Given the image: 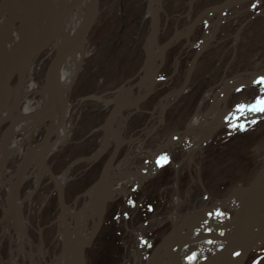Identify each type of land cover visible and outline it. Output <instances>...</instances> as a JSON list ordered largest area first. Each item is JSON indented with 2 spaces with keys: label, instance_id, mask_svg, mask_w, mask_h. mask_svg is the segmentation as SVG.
I'll use <instances>...</instances> for the list:
<instances>
[{
  "label": "rangeland",
  "instance_id": "374dc122",
  "mask_svg": "<svg viewBox=\"0 0 264 264\" xmlns=\"http://www.w3.org/2000/svg\"><path fill=\"white\" fill-rule=\"evenodd\" d=\"M189 1L160 0L155 12V18L162 28L159 33L160 42L163 43L176 26L187 30L202 10L224 0H197L188 15ZM252 4V1L236 4L223 14L212 9V15H205L188 38H182L168 48L159 69L155 91L140 104L139 109L122 113L126 116L124 135L132 136L134 140L122 147L115 165L130 152H135L133 162L141 166L147 159L141 152L155 144L164 143L172 133L186 128L201 98L209 89L217 90L224 78L240 72L264 69V0L255 7ZM148 7L149 0H100L99 15L86 41L87 54L83 57L67 95L71 103L65 124L67 139L47 159L55 173H61L77 160L66 183V203L69 206L78 198L81 200L77 208L82 206V194L98 180L101 168L113 148L111 142L110 148L98 159H85L95 153L104 141V125L112 104H107L101 98L111 97L128 80L129 83L137 82L142 73L140 69L147 56L146 45L154 20L148 15ZM209 21L219 23L215 22L209 27V30L215 29V36L199 56L192 78L186 85L187 90L174 96L187 76L190 61L197 52L200 39L206 34ZM56 46L43 50L33 62L32 75L39 87L46 86L47 67ZM26 81H29V72ZM263 85V82H257L235 90L228 97L226 105L232 108L237 104L254 101ZM166 94L169 95L164 114L163 109L160 111L161 121L146 136L145 124L152 125L157 119L152 111ZM41 95V92L30 94L31 106L36 104ZM87 95L90 97L85 98ZM23 106L24 103L19 107ZM254 119L256 123H252ZM7 124H1L0 137ZM241 124L245 128H240ZM44 132L43 126L29 125L18 131L10 142L18 144L20 149L9 156V160L4 163L5 169L0 172V179L4 181L0 188V215L7 207L5 182L9 174H14L22 153L30 143L39 141ZM141 140L143 143L140 145ZM263 165L264 115L255 116L246 122L235 120L222 125L211 134L203 145V151L193 160H190L186 151L177 152L173 160L169 158L167 163L157 171L154 170L138 187L134 188L135 184L131 182L127 193L107 204L103 225L87 250L89 259L86 264H126L136 247L141 249V256L147 260L149 254L144 255L145 251L151 253L160 238L170 230L172 221H165L163 213L172 207L176 184L179 185L181 196L187 191V197L184 196L186 201L181 206L184 213L211 203L212 200L204 198L205 191L213 199L225 197L238 185L247 183ZM43 175L42 182L32 192L31 201L24 203L31 222L28 232L33 250L30 251L29 246L24 248L18 264H49L57 256L63 255L57 192L51 177L45 173ZM193 177L199 180L193 181ZM34 179L35 173L30 176L27 188L31 189ZM129 199L136 202L134 206L127 203ZM148 205H152V208L149 209ZM124 212L129 215L124 216ZM117 213H120L119 217ZM143 229L147 236L154 238L150 245L142 246L138 242ZM2 256L8 257L7 246L3 248ZM255 261V264H264V241L251 249L241 264H253Z\"/></svg>",
  "mask_w": 264,
  "mask_h": 264
},
{
  "label": "bare ground",
  "instance_id": "6f19581e",
  "mask_svg": "<svg viewBox=\"0 0 264 264\" xmlns=\"http://www.w3.org/2000/svg\"><path fill=\"white\" fill-rule=\"evenodd\" d=\"M71 2V0H64L63 5H67ZM160 0H149V9L148 12L152 14L156 10V6L159 5ZM92 4V0H84L81 10L79 12L72 11L69 13L65 18L64 21L61 23L60 27L56 32V36L54 39V44L57 47H60L66 43H69L76 33L78 32L79 28L84 24L86 17L90 11ZM189 15V13H187ZM154 16V15H153ZM17 13L13 4L8 5L7 8L0 13V56L2 54L11 50L16 42V38L18 35V25L16 22ZM158 20V19H157ZM157 20L154 19L153 21V29L148 37V43L146 45V53L147 57L142 65V73L140 76V81L135 84L129 83L122 87L121 96H119V102H125L126 105L133 103L139 97H143L146 93V90L149 89V82L144 84L146 79L148 80V75H150L155 69L156 66L160 65L162 61V53L163 47L162 42L159 40V33L162 30L159 27ZM44 21L38 24V36L36 41H40L43 37V27ZM162 32V31H161ZM183 32V31H182ZM193 33V32H192ZM239 34V33H238ZM237 34V40L239 35ZM215 36V29L209 30L203 39V43L212 40ZM178 40V39H176ZM53 46V44H52ZM85 47L79 49L74 53L68 55L63 62L61 63V67L58 70V81L60 85L61 92L66 97L68 94L69 89L74 83L76 73L78 72L83 57L86 55ZM189 71V68H188ZM29 81H26L23 89L21 91V95L17 97L15 101H13L10 108L6 111L0 113V120L4 119H13L14 121H19L15 123L9 130L5 133V138L8 139L14 137L13 135L17 134L26 126H33L38 127V125L45 127V132L51 131L54 126L56 125L58 119V109H57V101L53 100L49 86L46 83L45 87H39L35 80L33 79V64L31 63L29 69ZM264 76V69L262 70H253L251 72L244 71L240 72L232 77L224 78L221 86L215 89H209L205 95L201 98L195 113L192 115L191 119L187 124V131L184 133H179L177 135V139H174L173 144H168L164 146L165 148L160 152L158 155L167 156L172 160L175 158L177 152L183 150L186 151L190 160H193L194 157L203 151L204 143L210 138L211 134L219 129L223 124L230 123L231 121L240 120V121H249L253 117L262 116L264 113L262 112H253L249 109H236L230 112V108L226 104L228 97L237 89L243 88L244 86H250L254 83L261 82L259 77ZM264 84V82H263ZM181 87L179 90L182 89L180 94L187 89ZM155 89V87H154ZM35 92H41L42 95L40 99L36 102L35 105L31 106L32 97L30 94H34ZM172 94V93H171ZM170 94V95H171ZM174 94V95H177ZM260 97H264V85L262 88L261 93L258 95ZM174 99L171 98V100ZM22 103H24L23 108L19 107ZM166 100L162 97L159 102L156 104L155 107V114L157 119L154 121L152 125L147 127V135L148 133L152 132V130L160 123V111L166 105ZM48 106L47 110H44L38 116H35L30 119H26L20 123V120L27 116L28 114H32L34 111L44 108ZM205 106V108L203 107ZM139 107V105H138ZM132 108L135 107H127V109L123 111H130ZM122 111V112H123ZM119 113V115L114 114L112 116V122L110 124L109 129L115 128L122 138L127 139V141L133 142V137H125L124 130H125V118L124 114ZM154 114V115H155ZM68 116V115H67ZM216 116H226V118L219 123H215L213 125L212 122ZM108 129V130H109ZM68 130L65 128V123L62 128L57 132L56 137L51 142V145L48 147V150L45 152V156L48 154L53 153L56 151L60 145L67 139ZM116 136H110L108 141L115 139ZM143 139V138H142ZM140 145L143 143V140L139 141ZM19 146L16 143H12L10 146V153L14 154L15 152L19 151ZM159 150L158 144L153 145L148 150H143L141 155L147 158L142 165H136L133 162V158H135V152H130L124 160L120 161L116 164V166L110 169L106 175L102 178V181L96 183L94 185L95 190H91L87 193L84 197V202L81 207L77 208V204L81 198H78L72 206L66 207V218L67 223L70 226L72 231V240L73 244L76 247V250L79 254L82 252L83 244L90 234L91 230H93L98 223L99 213L101 211H105L107 204L110 200L116 198L121 194H125L128 192V184L131 182L134 183L136 186L142 184V182L153 173L154 163L152 162V158L155 156V153ZM39 151L36 152V156ZM24 154V152H23ZM137 154L136 156H138ZM2 157V153L0 152V160ZM34 156L32 157V159ZM39 163V159H37ZM32 163V162H31ZM139 166V168H138ZM138 168V169H137ZM72 170V165L68 166L66 170L59 175V182L60 184H66L68 181V176ZM42 170L39 168L38 170V177L42 176ZM125 176V178H121ZM29 178V177H26ZM199 180L198 178L193 177V181ZM4 184V181L0 179V188L1 185ZM177 188L175 191V197L172 199V207L166 210V214L163 213V218L165 221L171 220L172 224L170 226V230L167 231L166 234L172 232L173 234L179 235H190L194 231L198 229H219L224 228L226 230H230L232 225H230L233 220L234 214L233 210L229 211L227 209L232 208L235 202L239 199V192L235 193L232 198L228 199H219L217 202L213 204L205 205V209H189L188 211L182 213L181 206L186 201L184 196L187 195V191H185L184 196H181L179 185L176 184ZM190 192V191H189ZM95 195L98 196V201L95 200ZM187 197V196H186ZM32 193L29 192L26 197L25 201H31ZM188 199V198H187ZM211 199V198H210ZM21 203V206L24 205ZM9 207V206H8ZM24 208V206H23ZM227 210V211H226ZM19 212L20 209H19ZM208 212H212L216 214L213 218L208 217ZM18 215L15 213L14 215V223L18 222ZM13 218V217H12ZM60 221V234L63 235L62 231L64 230V225L62 222L61 216L58 217ZM218 219L219 222L215 220ZM159 221H162L160 219ZM27 221L25 225H27ZM234 224V223H233ZM100 231V230H99ZM98 231V232H99ZM11 232V231H9ZM8 232V233H9ZM143 233L146 232L145 229L142 231ZM142 234V233H141ZM164 234L163 236H165ZM23 236V235H21ZM96 237V236H95ZM18 238V236H17ZM61 238V237H60ZM259 239L260 241H264V202L261 205L259 211L256 213L255 218L252 220L251 223V235H250V243H252V239ZM16 239V237H15ZM25 239L19 237V246L20 248H24L25 246L30 247V251L33 250L32 245L29 243L30 239L27 237L26 242ZM24 243H23V242ZM22 242V243H21ZM62 242V241H61ZM60 242V243H61ZM23 244V245H22ZM63 248V255L57 256L56 261L52 260L51 264H67L68 259L66 258V252L69 251V244L66 241V238H63L62 243ZM89 246L86 247L83 258L80 259L79 264H86L87 259H89V254L87 253ZM26 249V248H25ZM165 250V249H164ZM139 249L134 248L133 252L131 253L132 257H130L129 261L126 264H139L142 262V256L139 253ZM185 250H178L177 251V258L175 260L173 258H169L163 252L158 254V264H173L174 262L180 263L183 253ZM32 254V252L30 253ZM142 254V253H141ZM243 252L239 253L235 257L227 258L223 264H241L243 259ZM18 253L12 251L8 258H4L0 264H16L18 260ZM54 259V258H53ZM135 260V263H134ZM148 261L144 262L143 264H150Z\"/></svg>",
  "mask_w": 264,
  "mask_h": 264
},
{
  "label": "water",
  "instance_id": "95a60500",
  "mask_svg": "<svg viewBox=\"0 0 264 264\" xmlns=\"http://www.w3.org/2000/svg\"><path fill=\"white\" fill-rule=\"evenodd\" d=\"M83 1L84 0H71L69 4L63 5L64 0H0V13L4 11L8 5L13 4V7L15 8L17 13L16 22L18 25V35L13 48L0 56V113L10 105L12 100L20 96L19 94L25 82L26 75L31 63L43 50L54 43L56 32L61 23L64 21V18L72 11L79 12L81 10ZM194 1L195 0H190V9L193 8ZM245 1L249 0H225L222 3L214 4L202 10L195 17L191 24L192 28L190 31L182 32L176 28L174 33L162 43V61L160 65L148 76L149 89L146 91L143 97H139L133 103L128 105H126L125 102H119V96H121L120 94L123 87L122 86L111 97L101 98L107 104H112V108L104 125L105 135L103 144L97 151V154L90 155L87 159L95 160L99 158L110 147L111 141L105 143L106 141H108L110 136H116V138L112 139L113 148L102 166L98 180L94 184H92V186L87 191L95 190L94 185L102 181V178L106 175L108 169L117 159L121 148L127 142V139L122 138V136L115 128L109 129V126L112 122V116L114 114L119 115V113L127 109V107L138 106L143 101H145L151 93L154 92L159 69L164 63L165 53L168 48L173 45L177 41L176 39H179L181 36L189 37L201 22L204 15L213 12L212 9H215V11H222L230 6ZM99 5L100 0H92L88 16L86 17L84 24L79 28L74 38L69 43L56 48L55 53L47 67V80L50 95L53 100L57 101L58 119L56 125L51 131L46 132L40 141L36 142L27 149L23 157L19 160L14 174H12L11 176V179H16L15 187L12 192L11 207V211L14 210L15 212H17L21 188L31 164L34 165V168L31 172L35 170L38 171L40 168L43 169V171H45V173H47L51 177L57 192L60 216L64 225V237L69 244V251L66 252V258H69L67 264H79L80 259L83 258L81 256H84L86 247L95 238L103 224L105 211H101L99 213L98 223L86 238L83 244V250L81 254H79L73 244L72 231L69 224L67 223L65 184H60L59 174L53 171L51 165L47 160L49 154L48 156H45V152L48 150V147L51 145L54 137H56L57 132L66 122V118L68 115L67 98L64 96L60 89L58 81V70L60 69L63 60L68 55L79 51V49L84 47L88 34L98 17ZM43 21V37L40 41L37 42L36 38L38 36V24ZM203 37H205V35ZM209 42L210 40L206 43L201 44L195 55L192 57L189 65L188 75L184 83L182 84V87L188 84L192 76L195 63ZM140 71H142V67ZM48 108V106H45L44 108L38 109L32 114L24 116L22 120L38 116ZM235 109L237 108L234 107L230 109V112ZM225 118L226 116H216L211 125L219 123ZM4 121L5 119L1 120L0 123ZM14 123L15 121L11 120L7 128L10 129ZM186 131L187 128L181 130V132ZM173 141V135H170V137L159 146V150L157 151V153H155V155H157L161 149H164V146L173 143ZM1 148L3 152V159L1 162L2 166L7 159V137L3 138ZM37 151L39 152L36 156ZM33 156L34 158L32 159ZM37 159L40 160L39 163L38 161H36ZM76 161H74L72 164H74ZM154 163L156 164L155 170H157L158 167L155 158ZM41 178L42 177L39 178V182L41 181ZM238 192L239 199L235 202L232 208L227 209L229 211H234V217L233 220H231V222H233L230 224L232 225V228L230 230H226L224 228H207L201 230L198 229L190 235H172V232H169L168 234L163 236L155 245L150 258L148 259V263L158 264V254L160 255V253L162 252L169 258H173L175 260V258H177L176 255L178 250H185L182 255L185 263H182L181 259L180 263L174 262L173 264H223L225 260H227V258L235 257L241 252H243V256H246L248 252L260 242L259 239L255 238L252 239V243H250V235L252 220L255 218L256 213L259 211L261 205L264 202V165L258 168L254 176L247 183L236 187L229 194V196H227V198L233 196ZM95 200L98 201L97 195H95ZM215 215L216 214L212 212H208V217L213 218ZM215 221L219 222L218 219H216ZM192 252L197 253V259L194 261L185 259V257L191 255Z\"/></svg>",
  "mask_w": 264,
  "mask_h": 264
},
{
  "label": "snow or ice",
  "instance_id": "6c2138e0",
  "mask_svg": "<svg viewBox=\"0 0 264 264\" xmlns=\"http://www.w3.org/2000/svg\"><path fill=\"white\" fill-rule=\"evenodd\" d=\"M253 7H255V5H253ZM259 80L261 82H264V76L259 77ZM236 108L237 109H249V110H251L253 112H262V113H264V97H260V96L256 97L255 101L253 103H251V104H247V105H245V104H237ZM252 123H256V120L254 119L252 121ZM231 127L235 128V127H237V125H231ZM239 127L240 128H245V125L241 124V125H239ZM230 134L231 133H229V135ZM168 159L169 158L167 156L158 157L157 158V163L160 164V165H163V164L168 162ZM127 203L129 205H133L134 206L136 202L134 200H132V199H129L127 201ZM148 208L151 209L152 205H148ZM123 215L124 216H128L129 213L128 212H124ZM119 216H120V213H117V217H119ZM185 259H187L189 261H194V260L197 259V253L196 252H192L191 255L186 256ZM204 259H206V258H204ZM254 264H255V262H254Z\"/></svg>",
  "mask_w": 264,
  "mask_h": 264
},
{
  "label": "flooded vegetation",
  "instance_id": "af4514ba",
  "mask_svg": "<svg viewBox=\"0 0 264 264\" xmlns=\"http://www.w3.org/2000/svg\"><path fill=\"white\" fill-rule=\"evenodd\" d=\"M14 230V229H13ZM6 238H8V237H6ZM7 241V242H6ZM8 239H5L3 242H2V250H3V248L5 247V246H8Z\"/></svg>",
  "mask_w": 264,
  "mask_h": 264
}]
</instances>
